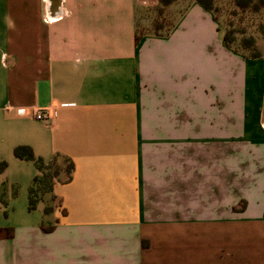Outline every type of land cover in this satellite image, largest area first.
Segmentation results:
<instances>
[{"label": "crops", "instance_id": "0c3cea01", "mask_svg": "<svg viewBox=\"0 0 264 264\" xmlns=\"http://www.w3.org/2000/svg\"><path fill=\"white\" fill-rule=\"evenodd\" d=\"M170 8L139 35L137 0H0V264H264V37ZM18 146L73 164L50 213Z\"/></svg>", "mask_w": 264, "mask_h": 264}, {"label": "rangeland", "instance_id": "374dc122", "mask_svg": "<svg viewBox=\"0 0 264 264\" xmlns=\"http://www.w3.org/2000/svg\"><path fill=\"white\" fill-rule=\"evenodd\" d=\"M177 1L185 0H137V33L139 35L167 33L177 14L183 10V5L178 9V13L176 8H170L172 3ZM258 1L252 0L242 7L244 0H213L212 13L222 30L231 32V45L239 52L249 54V50L242 48V43L249 46L250 39L253 38L256 47V40L264 37V6L255 7ZM45 198L48 205L53 208L59 206L57 198L50 199L48 194Z\"/></svg>", "mask_w": 264, "mask_h": 264}, {"label": "trees", "instance_id": "16d2710c", "mask_svg": "<svg viewBox=\"0 0 264 264\" xmlns=\"http://www.w3.org/2000/svg\"><path fill=\"white\" fill-rule=\"evenodd\" d=\"M171 1V0H170ZM199 4H201L206 9L212 11L213 10V0H195ZM252 0H244L243 6L248 5ZM255 7H262L264 6V0H259L257 3H255ZM215 19L217 20L216 16L214 15ZM231 32L226 31L224 32V44L227 47H230L232 49L236 50L231 45ZM254 42V43H253ZM253 43V44H252ZM242 48L244 50H249V55L256 56L258 54L257 49L255 47V40L253 38L250 39L249 46H245L242 43ZM239 52V51H238ZM247 54V53H245ZM13 154L18 159H25V160H31L34 162L37 174L33 178L32 183L28 189V209L33 210L38 202L45 198V195H49L50 199L56 198L52 195V189L53 185L57 180L58 173L62 167H65V172H67V180L71 177V172L73 169V164L69 159L64 158H54L51 162L45 163L41 158L36 157L32 150L27 146H18L14 149ZM62 160V161H59ZM6 166L5 162H0V171H2ZM49 203L46 204L44 208L45 213H50L54 208ZM145 245V243H144Z\"/></svg>", "mask_w": 264, "mask_h": 264}, {"label": "built area", "instance_id": "2783aa9c", "mask_svg": "<svg viewBox=\"0 0 264 264\" xmlns=\"http://www.w3.org/2000/svg\"><path fill=\"white\" fill-rule=\"evenodd\" d=\"M33 118L36 120H44L48 118V111L45 109H39L33 114Z\"/></svg>", "mask_w": 264, "mask_h": 264}]
</instances>
